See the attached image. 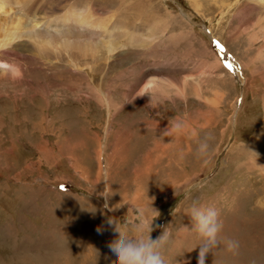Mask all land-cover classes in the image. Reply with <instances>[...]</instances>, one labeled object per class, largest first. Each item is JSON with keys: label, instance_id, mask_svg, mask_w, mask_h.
Instances as JSON below:
<instances>
[{"label": "rangeland", "instance_id": "obj_1", "mask_svg": "<svg viewBox=\"0 0 264 264\" xmlns=\"http://www.w3.org/2000/svg\"><path fill=\"white\" fill-rule=\"evenodd\" d=\"M198 2H36L39 29L71 19L47 57L1 56L0 264H114L106 217L133 234L141 209L168 264H198L194 203L223 223L205 264H264V0Z\"/></svg>", "mask_w": 264, "mask_h": 264}, {"label": "clouds", "instance_id": "obj_2", "mask_svg": "<svg viewBox=\"0 0 264 264\" xmlns=\"http://www.w3.org/2000/svg\"><path fill=\"white\" fill-rule=\"evenodd\" d=\"M184 127L183 121L171 120L165 134L180 133ZM209 140L210 137H205L198 142L197 147V154L203 158L205 164L208 163L207 158L211 153ZM105 206L107 207V205ZM188 214L193 221L192 231L203 238V243L199 247L198 264H205L208 253L222 242L219 234L222 231L223 223L219 219L218 210L214 207L198 206L194 203ZM152 223L144 216V210L141 209L139 222L134 225L133 234H129L120 219L115 216L106 217L105 224L118 234L107 245L116 257L114 264H168L163 249L168 243L170 232L165 229L161 236L153 239L151 236ZM97 232L102 234L103 227H98ZM226 246L229 252H236L239 243L235 240H227Z\"/></svg>", "mask_w": 264, "mask_h": 264}, {"label": "bare ground", "instance_id": "obj_3", "mask_svg": "<svg viewBox=\"0 0 264 264\" xmlns=\"http://www.w3.org/2000/svg\"><path fill=\"white\" fill-rule=\"evenodd\" d=\"M37 1L39 2V0H0V70L1 71H5L4 67H9L12 72H17L16 67L4 62L1 56L12 55L15 49L19 50L23 47V45L27 48V50H29V52L36 51L32 48L30 41L36 43L37 46L38 45L40 46L37 47L38 50L40 49L39 52L35 54L37 57L42 59L48 56L47 53H43L42 45L39 42H44V46L46 48L54 44L56 36L53 33L50 34V29L48 25V21L50 20L49 18H47L44 27L42 26V28L40 29H39L40 25L39 27H37V23H36L37 12L42 7V6L40 7V5L39 6L37 5L38 8L36 7ZM191 1L197 8H200V4L198 2L199 0H191ZM66 9L67 6H63L61 11L63 12ZM81 17H82L81 18L82 21L75 19V16L72 18V20L77 24L74 28H70V30L71 32L72 31L75 32L76 35H82L83 31L78 27H84L86 25L85 16L82 15ZM70 19H71L70 15L64 13L60 15L57 19L50 20L49 22L66 23ZM53 25L54 27L58 26L55 24ZM91 26L95 31L97 30L99 31V29H103V27L99 26L98 23L94 25V23L91 22ZM65 37L66 35L62 36L61 39ZM150 169L151 168L149 167L148 170Z\"/></svg>", "mask_w": 264, "mask_h": 264}]
</instances>
